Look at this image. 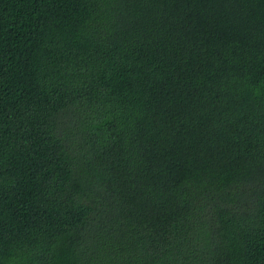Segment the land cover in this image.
Segmentation results:
<instances>
[{"label": "trees", "instance_id": "trees-1", "mask_svg": "<svg viewBox=\"0 0 264 264\" xmlns=\"http://www.w3.org/2000/svg\"><path fill=\"white\" fill-rule=\"evenodd\" d=\"M0 264H264V0H0Z\"/></svg>", "mask_w": 264, "mask_h": 264}]
</instances>
